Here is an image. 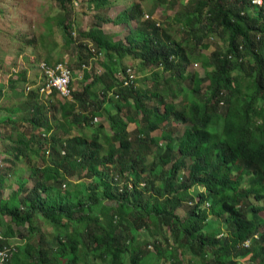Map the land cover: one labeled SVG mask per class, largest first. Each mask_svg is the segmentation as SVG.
Instances as JSON below:
<instances>
[{
  "label": "trees",
  "instance_id": "16d2710c",
  "mask_svg": "<svg viewBox=\"0 0 264 264\" xmlns=\"http://www.w3.org/2000/svg\"><path fill=\"white\" fill-rule=\"evenodd\" d=\"M56 1L62 11L58 30L64 46L78 48V64L94 56L88 41L105 59H98L102 72L81 91L57 100V124L50 123L37 89L23 100L24 120L38 134L22 133L12 124L16 136L0 164V242L16 245L11 264H149L150 245L159 264H232L231 258L242 255L264 264V228L259 230L264 225V0H187L175 14L184 35L177 42L165 33L162 38L160 29L145 20L129 29L125 42L95 23L79 32V43L70 33L74 22L67 18L72 0ZM155 1L164 6L179 2ZM111 2L89 0L87 7L109 9ZM142 13L140 3L133 2L114 18L98 19L129 26ZM207 37L222 39L224 47L209 55L197 51L209 47ZM124 57L138 60L141 72L154 66L153 90H140L136 78L123 85L117 74H125ZM197 61L204 74L192 75L185 102L166 100L182 94L179 82L186 78V66ZM25 73L16 70V78L9 79L14 92ZM159 77L165 84L161 89ZM88 78L85 71L83 81ZM169 81L179 87L173 89ZM50 96L60 98L55 91ZM20 110L18 104L9 107V116L0 121L15 123L18 118L10 115ZM98 117L110 132L102 121L95 123ZM175 122L190 125L174 134L167 127ZM129 123L135 124L132 131ZM158 128L160 134L149 137ZM149 143L161 151L147 168ZM45 154L50 155L46 161ZM35 157L44 164L36 166ZM24 159L27 168L15 171L16 162ZM9 169L15 171L17 187L9 186L4 196ZM73 176L79 180L72 182ZM190 188L196 195L181 218L174 208L188 198ZM40 216L51 233L38 229ZM15 237L22 239L20 245L10 241ZM243 242L249 247L238 246Z\"/></svg>",
  "mask_w": 264,
  "mask_h": 264
},
{
  "label": "rangeland",
  "instance_id": "374dc122",
  "mask_svg": "<svg viewBox=\"0 0 264 264\" xmlns=\"http://www.w3.org/2000/svg\"><path fill=\"white\" fill-rule=\"evenodd\" d=\"M74 1L76 0H72V6L70 4H67V8L69 9L67 18L71 20L72 23L74 22L70 33L72 38H75L76 42L78 41V43L80 42L79 38L81 37L79 35V32L88 29L95 23H97L99 27H101L103 32L109 35L111 34L114 36L115 40L120 39L123 42H125V36L128 33L129 29H135L138 23H143L145 20L153 22L154 25L160 29L159 32H162V38H165V33L171 40L177 42L181 41L182 37L184 36L183 31L181 29V24L178 21H175V14L177 11L182 10V4L185 3L187 0H178L179 2H176L174 6L160 5L157 4L155 0H111V8H104L99 10H90L87 7L89 0H79L76 4H74ZM133 2L140 3L143 11L140 17H138L140 19L139 22L137 21L138 19H135L130 22L129 26H127L124 24L122 25L116 23L114 24L113 22L100 21V19H98V16L102 15L104 18H114L117 13L126 9ZM61 12V7L59 6V3L56 0H0V88L4 89L3 93L5 94V96L0 99V104L3 108V110H0V119L2 116H9V107L12 108L13 105L18 104V106L21 108L18 113L10 115L11 117L18 118L15 123H11L6 119L0 121V157H3L5 155L6 157L9 156L5 152H3V150L9 148L13 144V140L15 139L16 132L13 128V125L16 126L17 130L22 133L26 132L27 134H38V131L32 132L30 124L27 122V120H24V117H26L25 115L27 113L25 107L26 105L24 103L26 100L24 99L26 95L31 92V90L35 92L34 89L38 87L37 83L39 71L37 68V64L39 61L44 60L49 63H53L55 62V60H67L69 62V65L72 66L73 72L76 75V79H74L71 86H74L75 90L80 91L82 90L81 87L84 84L88 83L94 75H98V73L100 71L102 72L103 70L101 63L102 60H104L105 58L101 54H99L97 59H92L89 61V58L91 57L90 55V57L87 59V65H89V69L84 70V72L87 71L89 73V78L83 81L84 72L81 71V64L79 65L77 62V58L79 55L78 48L76 49L73 45L70 47L64 46L63 37L57 27L56 22L60 17ZM205 41L209 42V47L207 49H196L197 51H201V53L205 55H209L213 50L220 49L225 45L223 40L219 38L207 37ZM167 42L168 39L166 40V43ZM88 44L91 48L94 47L91 46L93 44L90 41H88ZM81 52L86 53V51L84 50H81ZM243 59L246 58L243 57ZM121 61L126 66H129L132 71H135L134 74L136 75L137 79V82L135 83L136 87L143 91L146 88H148L149 90L154 89L151 84L153 83L155 77L150 74L151 70L154 69L153 65L143 68L144 71L141 72L138 60L132 57H124ZM243 62L247 64V61L244 60ZM16 70H24L26 72L25 81L20 80L15 85V91L17 93L14 92L13 88L9 86V79L11 77H15L13 73ZM194 73H197L198 76H203L204 74L203 67L198 61L191 62L186 66V78L182 79L179 82V85H181L180 87L182 88V94L177 93L174 96L168 95L166 100H172L178 103V105H181L182 102H185L182 101L184 99L183 94L186 93L191 87L192 75ZM121 75L122 74H118L117 76L120 77ZM162 75L168 77L170 73L162 72ZM158 79L160 81L158 84V89H161L163 88V86H165V84L162 82L163 77H159ZM81 81H83V83H81ZM167 84L173 87V89L175 90L179 87V85H177L174 81H169V83ZM27 85L32 87L29 92H27L26 90ZM201 87V91H204L206 89H204V83ZM94 91H96L95 88ZM98 96H100L99 93ZM38 98L39 99L37 100L39 101V103H43L46 105L45 113L50 119V123L53 125L57 124L58 119L61 117L57 100H60L61 98L58 97L59 99H57L53 96V99L50 95H39ZM63 100L64 99L60 101ZM147 102L151 103L150 101ZM160 108L162 109V106H160ZM94 121L95 123L102 121L105 124L106 128L108 127L106 120L102 117H98ZM189 125L190 124L186 122H175L171 127H167V129L173 130L174 134H180V132H182V130ZM134 128L135 124L129 123L127 130L132 131ZM84 131L87 132L85 129ZM107 131L110 132L109 128H107ZM160 132L161 128H158L152 131L149 134V137L158 136ZM70 134H77V132L71 130ZM130 137L131 141H135L133 138L134 135H130ZM161 141L162 140H159V144L161 143ZM148 146L149 148L147 150V159L145 164L147 168L151 166L150 163L152 161L156 160L157 153L161 151L160 145L156 146L149 143ZM44 156L46 157V161L49 159L50 155L45 154ZM34 162L35 165L38 167L44 164L42 158L40 157H35ZM21 165L24 169H26L29 163L26 164L25 159L17 161L15 165V171H17L19 167H21ZM166 168H169V164L167 165V167H165V169ZM9 170L11 174L7 176L8 178H4L5 180L3 181V185L8 186L4 189V191L2 189L4 196H6L10 192L9 186H11L12 188L17 187V184L14 179L16 177L15 171L13 174L14 169ZM157 179L161 180L160 177H158ZM70 180L72 182H77L79 179L77 178V176H73L72 178H70ZM81 180L87 183L91 182V179L89 178ZM142 183L144 184V182ZM157 183L158 181H156L155 184ZM27 185L28 187L31 185L30 181ZM61 187L63 189V185H61ZM154 189L152 190V193L156 194ZM193 191H196V189L190 188L188 191V198L185 201L182 200L181 205L179 207L176 206V208H174V212L178 214L181 218L184 217L186 211L189 210V208L191 207L189 202L190 200L193 201L196 195L195 193L193 194ZM191 195H193V199H191ZM104 204L115 205V202L105 200ZM262 214H264V211H262ZM40 219L41 216L38 217V229L43 232L51 233L52 228L50 226H46L45 223H43ZM263 228L264 225L261 226L259 230H262ZM168 232L169 229L165 228V236L169 239L168 242H170L171 239L168 235ZM45 237L48 238L49 235L47 234ZM154 239L155 236H153L152 240ZM10 241L16 242L17 245H20L22 243V239H17L16 237L10 239ZM167 243L163 240L164 247ZM52 244H55L53 240ZM146 246L147 244L145 245V247ZM206 248L207 252L210 254V249L208 247ZM147 250L148 254L151 255V258L148 259V263L159 264V262L156 263L155 248L150 245L148 246ZM145 256H147V254ZM198 261L200 262L201 260L199 259ZM249 264H257V262L253 261Z\"/></svg>",
  "mask_w": 264,
  "mask_h": 264
},
{
  "label": "built area",
  "instance_id": "2783aa9c",
  "mask_svg": "<svg viewBox=\"0 0 264 264\" xmlns=\"http://www.w3.org/2000/svg\"><path fill=\"white\" fill-rule=\"evenodd\" d=\"M262 0H252L253 3L260 4ZM76 4V2H74ZM96 58L99 53H97L94 49H90ZM93 58V57H92ZM37 68L39 71L38 76V87H36L39 95H50L52 92H56L57 96L60 98H69L71 96V92L75 89L74 86H71L75 77L73 72V68L69 65L67 60H60L53 64H48L44 61H39L37 64ZM89 65L85 63H81V71L88 70ZM118 74H122L118 77L121 81H123V85H129L133 83V79L135 78L134 71L131 70L130 67H127L125 70V74L119 72ZM117 74V75H118ZM32 89L31 86L27 85L26 90L29 92ZM116 97V96H115ZM96 120V118H94ZM2 157H0L1 164ZM2 238V233L0 232V239ZM15 244L14 243H1L0 242V264H11L10 259L15 253Z\"/></svg>",
  "mask_w": 264,
  "mask_h": 264
},
{
  "label": "clouds",
  "instance_id": "9594fccd",
  "mask_svg": "<svg viewBox=\"0 0 264 264\" xmlns=\"http://www.w3.org/2000/svg\"><path fill=\"white\" fill-rule=\"evenodd\" d=\"M78 1L79 0H76V1H74V2H76V3H78ZM251 2H252V0H250ZM262 2V1H261ZM253 3V2H252ZM75 4V3H74ZM261 4V3H260ZM99 56V55H98ZM98 56L96 57V58H98ZM93 58H95L94 56H93ZM93 58H90V60L91 59H93ZM89 60V61H90ZM127 67H129V66H127ZM84 72V71H83ZM121 72V71H120ZM99 73H101V71L99 72ZM98 73V74H99ZM134 73H135V71H134ZM75 77H76V75H75ZM135 78H136V75H135ZM76 79V78H75ZM111 95L113 96V93L111 92ZM115 97V96H114ZM12 239V238H11ZM249 245H250V242H243V243H241V244H239L238 246L239 247H241V248H246V247H249ZM231 260H232V264H249V263H252L253 261H251L250 259L249 260H247V256H239V257H237V258H231Z\"/></svg>",
  "mask_w": 264,
  "mask_h": 264
}]
</instances>
